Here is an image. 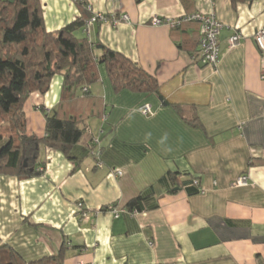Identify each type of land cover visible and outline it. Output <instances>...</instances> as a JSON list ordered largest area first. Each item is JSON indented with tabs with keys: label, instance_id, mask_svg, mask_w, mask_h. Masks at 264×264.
Returning <instances> with one entry per match:
<instances>
[{
	"label": "crops",
	"instance_id": "0c3cea01",
	"mask_svg": "<svg viewBox=\"0 0 264 264\" xmlns=\"http://www.w3.org/2000/svg\"><path fill=\"white\" fill-rule=\"evenodd\" d=\"M39 1L48 33L83 15L75 0ZM84 3L91 15L107 21L93 24L89 36L81 29L77 37L139 64L157 80L158 94L116 93L102 66L89 89L103 103L95 110L79 98V90L62 103L59 75L47 92L30 94L24 104L26 133L37 139L45 134V114L104 113V121L87 120L99 139L101 162L96 165L85 144L73 147L70 158L42 147L41 175H0V242L20 264L60 252L61 264H264V52L254 42L264 28V0ZM194 13L213 14L224 26L215 67L193 58L198 24L171 30L149 23L153 16ZM124 15L127 20L120 21ZM234 33L242 40L229 47ZM174 104L193 105L197 126L183 121ZM142 105L151 115L138 111ZM168 172L181 182L197 179L200 192L161 184ZM242 176L246 185H236ZM140 194L146 198L133 215L113 218L106 209L125 208Z\"/></svg>",
	"mask_w": 264,
	"mask_h": 264
},
{
	"label": "trees",
	"instance_id": "16d2710c",
	"mask_svg": "<svg viewBox=\"0 0 264 264\" xmlns=\"http://www.w3.org/2000/svg\"><path fill=\"white\" fill-rule=\"evenodd\" d=\"M230 1L236 5L256 0ZM76 3L83 8V15L62 29L48 33L44 28L39 0H0V175L28 179L41 175L38 154L42 147L56 150L70 158L73 147L85 144L89 148V156L96 165L100 164L101 154L98 159L92 155L96 148L95 137L89 130L87 120L96 117L97 113L93 110L103 104L100 98L92 96L89 91L90 86L99 79L101 66L116 93L158 94L157 80L139 64L119 52L95 45L87 38L77 37L76 34L84 30L86 21L92 15L86 10L84 2ZM187 15L191 14L184 16ZM190 23L195 22H182L171 30ZM86 35L89 36V33ZM199 41L200 38L198 45ZM98 50L99 53L96 52ZM56 75L63 78L62 103L65 97L73 98L79 90V98L85 99L93 110L79 116L61 117L57 112L45 114L44 137H30L26 133L24 104L30 94L47 92ZM83 89L86 91L83 92ZM161 100L163 105L167 104ZM173 108L188 125L197 126L198 117L193 105L174 104ZM98 116L105 117L104 113ZM99 150L101 153V148ZM165 182L190 194L201 190L197 179L181 182L180 176L170 172L160 180L161 184ZM168 192L173 193V188ZM145 198L144 194H140L131 199L125 208L128 211H141ZM62 259L63 254L60 252L55 257L32 264H61ZM0 264H20L17 255L1 242Z\"/></svg>",
	"mask_w": 264,
	"mask_h": 264
},
{
	"label": "built area",
	"instance_id": "2783aa9c",
	"mask_svg": "<svg viewBox=\"0 0 264 264\" xmlns=\"http://www.w3.org/2000/svg\"><path fill=\"white\" fill-rule=\"evenodd\" d=\"M76 2L83 3L84 0H75ZM86 10L90 11L89 6H86ZM107 18L100 14L92 15L85 23V32L89 33V28L97 22H105ZM112 19V18H111ZM120 21H126L127 16H122ZM119 20L112 19V23L116 24ZM182 22H195L199 25V45L198 50L194 54V60L204 66L215 67L219 61V36L220 32L224 28L223 24L217 21L216 17L213 14H201L194 13L187 16H182L179 18H160L153 16L150 18L151 26H167L170 29L176 28ZM242 40V36L239 33H234L231 37L228 38L227 43L229 47L236 46ZM254 42L258 49L261 52H264V28L259 29L254 35ZM86 89H83L85 92ZM138 111L143 115H151V110L148 105H142L138 108ZM105 117L103 118V121ZM95 149L92 152V155L98 159L100 157V148H99V139L95 137L94 139ZM99 165V164H97ZM42 171V169H40ZM121 171H116V177H122ZM247 178L242 176L236 180V185H246ZM78 211L81 212V216L86 217L87 213L84 210L82 203H77L76 205ZM113 218H118L121 214L133 215L136 211H128L125 208L115 207L113 205L106 207Z\"/></svg>",
	"mask_w": 264,
	"mask_h": 264
},
{
	"label": "water",
	"instance_id": "95a60500",
	"mask_svg": "<svg viewBox=\"0 0 264 264\" xmlns=\"http://www.w3.org/2000/svg\"><path fill=\"white\" fill-rule=\"evenodd\" d=\"M24 166H26V164L24 163Z\"/></svg>",
	"mask_w": 264,
	"mask_h": 264
}]
</instances>
